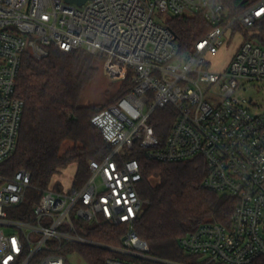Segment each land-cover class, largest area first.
<instances>
[{
	"label": "built area",
	"instance_id": "2783aa9c",
	"mask_svg": "<svg viewBox=\"0 0 264 264\" xmlns=\"http://www.w3.org/2000/svg\"><path fill=\"white\" fill-rule=\"evenodd\" d=\"M201 15L212 27L188 54L175 33L156 20ZM264 19V0L236 16L215 0H0V166L16 151L25 102L17 96L24 56L48 57V47L65 53L85 50L101 58L110 81L132 73L129 92L95 113L91 123L112 147L102 162L90 163L83 188L41 190L24 216L32 187L26 170L0 175V264H68L65 251L85 245L135 260L157 261L135 231L143 209L138 189L140 162L206 161L203 187L237 200L229 225L205 223L180 240L205 264H254L264 257V113L241 95L246 83H264V47L242 31ZM240 41L225 70L213 71L211 57L234 38ZM171 111L174 123L163 138L152 122ZM26 216V215H25ZM86 225H126L123 246L86 238ZM106 264H134L108 258Z\"/></svg>",
	"mask_w": 264,
	"mask_h": 264
},
{
	"label": "trees",
	"instance_id": "16d2710c",
	"mask_svg": "<svg viewBox=\"0 0 264 264\" xmlns=\"http://www.w3.org/2000/svg\"><path fill=\"white\" fill-rule=\"evenodd\" d=\"M236 16L260 0H215ZM167 26L175 33L180 54L190 53L196 43L212 29L201 15L173 17ZM245 36L264 47V19ZM49 55L37 61L24 56L19 75L17 96L25 102V110L15 153L0 166V175L12 177L26 170L32 187L24 204L25 218L38 203L41 190L61 191L52 186L56 177L69 167L76 168L72 188L81 189L90 177V163L102 162L112 152L100 132L91 123L96 107L81 106L83 91L97 78L101 58L85 50L65 53L54 46ZM132 86L129 73L118 98ZM105 109V108H104ZM171 111H160L152 122L156 134L165 138L174 123ZM70 144L65 148V145ZM140 162L142 181L139 195L144 205L135 222V231L149 246V255L157 261L135 260L85 245H71L65 254H78L88 264H106L108 258H119L134 264H196L195 256H187L180 240L205 223L229 225L237 200L203 187L208 174L206 161L197 157L180 163H161L148 159L138 147L130 155ZM26 215V216H25ZM83 235L108 247L123 246L126 225L103 226L80 224ZM217 264V263H211ZM254 264H264V257Z\"/></svg>",
	"mask_w": 264,
	"mask_h": 264
},
{
	"label": "rangeland",
	"instance_id": "374dc122",
	"mask_svg": "<svg viewBox=\"0 0 264 264\" xmlns=\"http://www.w3.org/2000/svg\"><path fill=\"white\" fill-rule=\"evenodd\" d=\"M156 20L167 23L169 19L173 18L171 14L158 13L155 16ZM240 38L237 36L234 38L231 44L227 45L222 49L218 55L209 58L211 62V68L213 71L221 72L225 70L229 58L233 54L236 46L239 44ZM99 74L97 78L83 91L80 105L81 106H94L96 107L95 113L106 108L113 101L118 98V94L122 89L124 81H110L105 74V64L104 62L98 63ZM241 95L251 101L253 106L254 113H264V83L251 82L246 83L244 88L241 90ZM70 144L65 145L69 147ZM76 168L74 166L69 167L62 174L55 178L52 186L60 185L62 189H68L74 185V176ZM187 256L189 254L186 253ZM68 264H88L84 258L78 254H69ZM196 264H205L206 257H195Z\"/></svg>",
	"mask_w": 264,
	"mask_h": 264
},
{
	"label": "water",
	"instance_id": "95a60500",
	"mask_svg": "<svg viewBox=\"0 0 264 264\" xmlns=\"http://www.w3.org/2000/svg\"><path fill=\"white\" fill-rule=\"evenodd\" d=\"M68 3H76L78 5H83L87 0H66Z\"/></svg>",
	"mask_w": 264,
	"mask_h": 264
},
{
	"label": "crops",
	"instance_id": "0c3cea01",
	"mask_svg": "<svg viewBox=\"0 0 264 264\" xmlns=\"http://www.w3.org/2000/svg\"><path fill=\"white\" fill-rule=\"evenodd\" d=\"M236 49V48H235ZM235 51V50H234Z\"/></svg>",
	"mask_w": 264,
	"mask_h": 264
}]
</instances>
